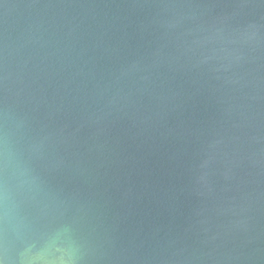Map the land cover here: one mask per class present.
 Returning a JSON list of instances; mask_svg holds the SVG:
<instances>
[{"label":"water","instance_id":"95a60500","mask_svg":"<svg viewBox=\"0 0 264 264\" xmlns=\"http://www.w3.org/2000/svg\"><path fill=\"white\" fill-rule=\"evenodd\" d=\"M2 264H264V0H0Z\"/></svg>","mask_w":264,"mask_h":264},{"label":"clouds","instance_id":"9594fccd","mask_svg":"<svg viewBox=\"0 0 264 264\" xmlns=\"http://www.w3.org/2000/svg\"><path fill=\"white\" fill-rule=\"evenodd\" d=\"M0 264H2V262H0Z\"/></svg>","mask_w":264,"mask_h":264}]
</instances>
